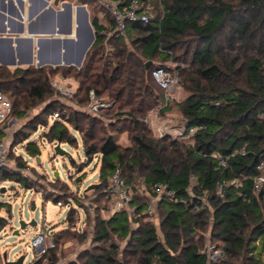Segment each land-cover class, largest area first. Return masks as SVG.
I'll return each instance as SVG.
<instances>
[{
  "label": "trees",
  "instance_id": "obj_1",
  "mask_svg": "<svg viewBox=\"0 0 264 264\" xmlns=\"http://www.w3.org/2000/svg\"><path fill=\"white\" fill-rule=\"evenodd\" d=\"M71 1L90 7L96 32L81 66L30 65L11 71L0 65V90L14 97L13 113L18 106L44 102L25 129L14 132L10 148L27 142L40 126L49 127L43 132L49 141L60 138L77 146V131L86 155L101 154L98 190L107 210L113 199L102 190L117 165L133 188L139 173L152 191L162 182L167 193L158 202V224L146 212L148 198L140 195L132 199L133 214L125 209L108 218L97 213L94 245L64 264H207L203 250L208 239L222 249L210 264H264V189L254 188L264 159V0H164L163 14L155 1L156 21L130 23L127 39L103 33L114 22L95 0ZM100 15L108 19L107 25ZM170 60L179 64V83L189 92L176 104L186 132L195 128L186 138L192 143L168 136L156 139L143 121L166 95L152 71ZM57 74L79 82L74 95L79 103L88 104L94 90L125 111H116L117 121L105 126L97 115L78 107L69 110L72 104L63 102L50 83V76ZM123 132H128L130 146L118 142ZM25 147L32 156L41 153L32 141ZM213 152L230 155L228 165L220 166ZM234 177L242 183L226 185L220 193L219 182ZM1 180L26 187L34 183L10 167H0ZM67 217L73 218L70 211ZM59 237L54 233L56 246L29 264L57 262Z\"/></svg>",
  "mask_w": 264,
  "mask_h": 264
},
{
  "label": "rangeland",
  "instance_id": "obj_2",
  "mask_svg": "<svg viewBox=\"0 0 264 264\" xmlns=\"http://www.w3.org/2000/svg\"><path fill=\"white\" fill-rule=\"evenodd\" d=\"M167 65L172 71L178 73V69L175 68L179 65L177 62L170 60ZM6 67L11 71L15 69ZM188 93L182 84L169 100V102L173 101L172 107L164 108L166 104L161 101L156 107L152 108L156 109L159 105H164L161 110L162 115L171 129V132L164 135L152 131L156 139L167 136L172 139H186L189 137H182L174 130L180 129L183 124V118L176 102L183 101ZM100 98L104 105L100 107L97 116L101 117L106 126L112 120L117 121L116 111L124 112L125 109L117 110L114 100ZM11 99L14 100V97L11 96ZM70 102L72 105L67 107L69 110L75 108L78 101L72 97ZM43 106V101L27 108L18 106L16 108L17 113H13L6 123V125L12 124V134L14 135L16 130L25 129L28 121L34 115L40 113ZM110 110L111 113H106ZM53 120L54 118L49 119V124ZM145 124L147 125L146 122ZM48 128L40 126L27 140V142L32 141L40 148L41 153L39 155L32 156L27 152L26 141L10 148V168L20 169L34 183L33 187H26L17 181H0V219H2L1 222H5V225L0 224V264H6L3 258L5 251L8 254V260L15 259L17 253L25 255L24 264H29L34 258L40 257L41 255L38 256L39 253L32 246L31 241L37 232L44 230L52 234H61V237H59L60 258L54 264H64L74 259L82 249L91 248L94 245L92 238L96 224V214L100 213L102 217L108 218L112 213L110 209L105 208L107 206L105 204L106 199L101 197L98 190L100 185L92 187L93 184H99L100 182L101 154H96L91 158L86 155L81 134L77 131L78 145L74 146L62 142L61 147L67 153H56L57 140L51 142L43 135V132ZM3 135L4 133L0 136L1 139ZM186 140L192 143L190 139ZM118 142L123 147L130 146L132 142L128 132H123L119 136ZM19 162L25 164V166L18 168ZM136 178V188L131 186L133 197L136 195L147 197L149 203L156 196V192L152 191V188L144 182V177L141 174L138 173ZM102 191L104 193L105 189ZM57 197L62 200L63 206L57 204ZM111 205L109 208H111ZM69 211L72 213V219L67 217ZM32 221H36V225H31L30 222ZM23 222L26 224L24 227ZM77 231L79 233L83 232L85 235L78 237L76 235ZM43 264L51 263L45 261Z\"/></svg>",
  "mask_w": 264,
  "mask_h": 264
},
{
  "label": "built area",
  "instance_id": "obj_3",
  "mask_svg": "<svg viewBox=\"0 0 264 264\" xmlns=\"http://www.w3.org/2000/svg\"><path fill=\"white\" fill-rule=\"evenodd\" d=\"M100 9L105 10L112 21L114 22L112 26H107L104 28L103 33L107 37L115 36L121 39H127L130 31V23L133 22H143L151 23L155 22L158 17L156 2L159 4V10L164 13V0H95ZM100 22L103 25H107L108 19L100 16ZM152 74L157 81V83L166 90V95L164 104L170 100L174 95L175 91L179 89V77L178 73L172 71V69L167 66H157L153 69ZM50 83L52 87L58 92L59 98L68 104L70 98L74 97L77 92L79 82L74 77H65L61 74L55 76H50ZM90 101L88 104H80L76 102V107L80 110L88 112L93 115H97L101 106L104 105L101 98L96 94L94 90H91ZM163 104L159 105L156 109H152L147 113L144 118V122L148 126L156 131L160 135H164L167 132H171L170 126L167 125V120L163 118L162 108ZM13 101L10 96L5 92L0 90V127L3 129V137L0 140V167H10L9 154H10V144L12 140V124L6 125L9 121L11 115L13 114ZM55 117H60L59 112L54 113ZM177 134L182 137L190 136L195 132V128H189L188 132L182 126L180 129H174ZM241 153H245V149L240 150ZM215 158L219 165L226 167L228 165V159L230 155L224 156L219 152H213L211 155ZM258 169L260 173L256 176L254 181V188L256 191H261L264 189V159H262L258 164ZM195 183V177L191 178V186ZM240 185L242 180L239 177H234L231 180H223L219 182V192L223 193V188L229 184ZM156 196L152 198L146 207V212H148L153 221L157 224L159 223V215L157 212L158 202L162 196L167 193L166 185L162 182H156L153 185ZM105 192H109L113 202L110 208L112 213L119 210H127L129 214H133L136 206L132 205L133 191L131 186L126 182L122 169L119 165L115 167L109 176V185L105 189ZM169 194L173 195V191H169ZM207 203L206 200H204ZM59 206H63L62 201H58ZM32 246L39 253L38 256L45 253L48 249L56 246V242L53 238V234L48 231L37 232L32 241ZM207 254V264L213 259L220 256L222 249L217 247L215 243L208 239L203 250ZM18 257L19 254L17 253ZM16 257V258H17Z\"/></svg>",
  "mask_w": 264,
  "mask_h": 264
},
{
  "label": "crops",
  "instance_id": "obj_4",
  "mask_svg": "<svg viewBox=\"0 0 264 264\" xmlns=\"http://www.w3.org/2000/svg\"><path fill=\"white\" fill-rule=\"evenodd\" d=\"M55 1L0 0V65H82L95 40L92 11L75 1Z\"/></svg>",
  "mask_w": 264,
  "mask_h": 264
},
{
  "label": "water",
  "instance_id": "obj_5",
  "mask_svg": "<svg viewBox=\"0 0 264 264\" xmlns=\"http://www.w3.org/2000/svg\"><path fill=\"white\" fill-rule=\"evenodd\" d=\"M59 2V0H56L55 1V3H58ZM21 3H22V0H21ZM15 8V7H14ZM16 10H17V8H15ZM93 38H94V34L92 33L91 34V40H93ZM79 64L81 63V60H79V62H78ZM153 63V61L150 59V60H148L147 62H146V66L147 67H149L151 64ZM61 139L59 138L58 140H57V144L55 145V152L56 153H59V154H65V153H67L66 151H65V149H63L62 147H61ZM57 174V173H56ZM99 184H93L92 185V187H97ZM92 187H89V188H92ZM30 224L31 225H36V221H32V222H30ZM26 224L23 222V227L25 226ZM3 258H4V260H5V262H6V264H24V259H25V255H19L17 258H15V259H13V260H8V254H7V252L5 251L4 253H3Z\"/></svg>",
  "mask_w": 264,
  "mask_h": 264
}]
</instances>
